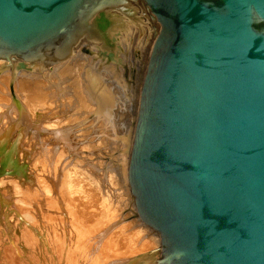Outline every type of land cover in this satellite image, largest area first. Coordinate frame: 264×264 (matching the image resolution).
<instances>
[{"label": "water", "instance_id": "95a60500", "mask_svg": "<svg viewBox=\"0 0 264 264\" xmlns=\"http://www.w3.org/2000/svg\"><path fill=\"white\" fill-rule=\"evenodd\" d=\"M139 4L153 42L127 164L159 238L133 264H264V0H0V61L51 69ZM100 13L110 21L100 30Z\"/></svg>", "mask_w": 264, "mask_h": 264}, {"label": "bare ground", "instance_id": "6f19581e", "mask_svg": "<svg viewBox=\"0 0 264 264\" xmlns=\"http://www.w3.org/2000/svg\"><path fill=\"white\" fill-rule=\"evenodd\" d=\"M128 9H131L130 11H136V8L131 6V4ZM112 14L114 25L109 35L115 40L117 46L112 50L113 52L109 55L110 57L102 54L99 49L102 48L100 43L91 39L82 42L70 59L53 67L54 71H56V75H59L60 79L58 77V81L56 80L57 78L55 79L57 83L56 81L55 83L51 81L55 84V90H51L52 87L50 84L49 87L51 88L49 89L51 93H54L50 94L48 97L52 98V96L55 95L59 100L61 99V102H58L61 106L59 107L57 104L58 109L56 111H52L51 108L53 105H51L50 100L44 102V94H46V91L43 93V88L39 86L37 83L38 81L35 80L36 75L29 74L28 76L27 74V77H23L22 75V77L18 78L17 76L16 78L15 69L12 67H4L2 61H0V71L5 68L9 69L7 71L10 73V81H13L14 84L15 81L17 82L15 87L22 89V95L24 97L21 106H19L18 102L16 103V101H14L13 92H9L7 90L9 89L7 84L5 85L8 77L6 76V81L0 82V148L5 146L12 149L19 145V155L25 160L24 162L28 166L27 176L23 179L24 181L21 182L24 190L21 191L22 195L20 199L23 203L32 206L31 209L24 210L25 212L22 211L19 205L17 206V204H14V199H11L12 194L3 191L5 194L4 199L11 201V205L8 209H12L14 214L24 212L22 214V218H24L22 219L24 230H28L30 237L29 238L27 232L24 231L22 238L16 237L18 240L14 238V241L3 244L4 255L9 256L11 259L12 256L9 254L12 251L14 253L12 260H7V258H4L6 260H0L5 264H116L122 256L121 253L124 248L131 247L134 249H142L150 247L153 244L155 245L158 242V236L139 220L135 210L131 212V216L128 214L129 216L127 218L129 221L127 225H121L117 230L109 234L111 228L116 226L118 222L110 226L107 225L105 229L102 227V224L106 223L107 217L113 215L115 211L114 205L111 206L113 204L111 201L113 197L104 189H107L108 185L115 188L124 200L126 198H132L130 196L127 175L116 176L112 171L106 172L104 175L102 173L101 180L103 181H101V183H105V186L96 182L97 180L95 181L96 178L94 177H96V175L94 177H92L93 175L90 176L92 178L88 175L86 177L84 174L85 171L83 172L85 177L83 176L82 178L79 176L82 174V170L78 168L81 167V163L78 164L80 161H75V158H72L71 155L67 156L65 152L66 148L61 145L62 143L69 148L72 144L76 146L75 144H77L79 140H82L83 137L80 132L83 131V128L80 132L78 131L79 133L75 129H78L76 128L78 122L80 124L82 123L80 119L77 121L78 117L80 118L82 115L84 116V114H87L88 118L90 117L91 120H89L92 124L94 122L96 124L94 128L95 131L92 132L89 130L94 133L93 135L96 140H100L101 137H103V140L109 137H117L116 135H118V133L116 132L118 130L116 131L115 128H118L119 122L122 124V120L115 123L117 112L114 107L116 105L115 100L118 97L115 99L117 93L114 96V89L115 86H117L121 88H119L121 91L122 87L127 84L125 79L126 73L131 76V71H129L130 65L127 63V53L130 52V50L132 51V47L134 51L136 50L138 54L142 55L141 75L138 73L140 70L139 68L137 73L139 77L143 76L145 62L153 42L152 24H150L149 18L142 9L138 15L136 14L133 17L121 10L112 11ZM132 43L136 47H134ZM104 57H106V59ZM139 61L141 62L140 59ZM136 70L137 69H135V71ZM4 75L9 76L7 73ZM24 75L26 74L24 73ZM47 75L51 76L48 73ZM135 79L139 78L136 76L134 80ZM123 91L124 90L121 92ZM136 95L138 94L136 93ZM119 97L121 96L119 95ZM122 104L123 103H121V105ZM133 104L128 108L130 112L126 115H129L128 119H130L131 122L128 121L131 125H133L132 121L137 113L136 103L133 102ZM54 106L56 109L57 106ZM12 108L17 111L16 114L5 117L6 114L11 115ZM23 110H25V112H23ZM27 111L30 112L27 113ZM40 111L44 113L42 115L46 118V121H39V118L34 121V119H32L34 117L30 118V113L37 115V112L40 113ZM51 112H54L55 115L49 116L53 114ZM41 118L42 117H40V119ZM50 118L53 119L49 120ZM86 122L82 124H86ZM126 123H123V125ZM82 124L80 126H82ZM80 126H78L79 129ZM124 127L126 129V126L122 128ZM44 128L46 132L49 131L48 133H50L49 136H47L48 138L44 137L46 136L45 134L40 136V131L38 130H43ZM119 129H121V127ZM89 131L87 130V132L91 134ZM120 133L122 134V131H120L119 134ZM50 136H53V139ZM91 137H88L87 140H92L93 137ZM122 137H124V135H122ZM93 140L95 142V139ZM106 140H104V142ZM125 141L126 138H122V145L126 144ZM87 142H90L89 145H91L92 141ZM97 142L99 143L100 141ZM104 142L101 143V145H103ZM79 143L80 142H78V144ZM113 143L115 144V140H113ZM25 144H29L32 148L27 147L28 145ZM109 144L111 143H108V145ZM24 145L29 149H26V147L24 148ZM89 145L87 144V146H84L87 147L88 150L94 146L92 143L93 146L89 148ZM100 147L101 146H99V148ZM72 156H74V154ZM121 156L124 158L123 153L120 155L122 159ZM22 158L19 159L22 160ZM63 164L66 166L71 165L73 166L72 168H74V170H65V172H67L65 177L62 175L61 171ZM92 166L97 169L96 164ZM84 167L85 166H83V168ZM72 171L76 173L77 177L71 174ZM21 172L22 170L19 168L17 174ZM15 193L18 194L17 191ZM8 204H10V202ZM6 225L7 226L4 225L6 227L5 230L9 232L11 225ZM4 226L1 228V233ZM117 239L122 240L117 241ZM0 243L2 242L0 241ZM19 244H24L27 247V249L24 248V250L26 249L29 252L28 255H30V257L27 258L29 260L22 259L24 250L21 249L22 246L20 247ZM0 249L2 250V248ZM40 249H43L42 253H44L42 258H40L38 254H35V250L38 251ZM41 250L39 253H41ZM1 254H3V252Z\"/></svg>", "mask_w": 264, "mask_h": 264}, {"label": "rangeland", "instance_id": "374dc122", "mask_svg": "<svg viewBox=\"0 0 264 264\" xmlns=\"http://www.w3.org/2000/svg\"><path fill=\"white\" fill-rule=\"evenodd\" d=\"M131 6H133L134 8H136V11L138 12L137 13V15L139 14V12L141 11V9L142 8H140V5L139 4H131ZM151 29V28H150ZM105 40H106V43L107 44H109L113 49L117 46L116 45V43H115V40L111 37V35H110V37L108 38L107 36H105ZM133 44V43H132ZM133 46H134V44H133ZM134 47H136V46H134ZM100 49V52L102 53V54H105V55H108V57H110L109 55H111L112 54V50L111 51H108V50H106L105 48H99ZM134 48L132 47V51L130 50V52H128L127 54H128V57H127V63L130 65V69H129V71H131V76H129L126 72V86H123L122 87V90H124L123 92H121L120 91V87H117V86H115V89H114V91H115V93H114V96L116 95V93H117V95H116V97H115V101H116V105H115V107H114V109H116V112H117V116H115V119H116V117H117V119H116V121H115V123H118L119 121H121L122 120V124H120V122H119V125H118V128H115L116 129V133H118V135H116L117 137H109V138H106V139H104V140H106L105 142H104V140H103V137H101L100 138V140H96V138L94 137V133H92L93 131H95L94 130V128L96 127V124H95V122L92 124V122H90V117L88 118V115L87 114H84V116L82 115L80 118L78 117V119H77V121H79V119L81 120L80 122H82V123H85L86 121V124H82V126H80L81 124L78 122L77 124H76V128H78L79 129V127L78 126H80V129L78 130V129H75V130H77V132L79 131H81V129L83 128V131H81L80 133H82V140H77L78 142H80V143H84L83 145L82 144H78V142H77V144H75L76 146H74L73 144L70 146L71 147V149H70V147L68 148L66 145H64V144H62L61 143V145L62 146H64V148H66L65 149V152H66V154H67V156L69 155H71V157L72 158H75V161H80V162H78V164L79 163H81L80 165H81V167H78V168H80L81 170H82V174H83V172L85 171V176L87 177V175L90 177V176H92V177H94L95 175H96V177H94V178H96L95 179V181L96 182H99L100 184H102V185H106L105 183H101V181H103V180H101V178H102V173H103V175L104 174H106V172H110V171H112L113 172V174L114 175H121V176H126L127 174H126V172H127V164H128V157H129V150L128 149H130V144H131V139H132V134H133V128H134V124H135V118H136V115L134 116L135 118L133 119V121H132V123H133V125H131L130 124V119H128V116H126L130 111H129V107H131L132 106V104H133V102L134 103H136V108L138 109V100H139V93H140V86H141V81H142V76H138L139 74L141 75V72L140 71H142V55L141 54H138L137 53V51L135 50H133ZM84 52H87V51H84ZM107 52V53H106ZM136 52V53H135ZM105 59H106V57H104ZM129 58V59H128ZM132 58V59H131ZM70 59V58H69ZM139 59L141 60V62L139 61ZM131 60V61H130ZM138 60V61H137ZM133 61V62H132ZM95 62V61H94ZM138 62V63H137ZM136 63V64H135ZM135 65H137V66H135ZM139 65V66H138ZM138 68L140 69L139 70V72H138ZM15 69V77L17 78V76H18V78H20V77H22V75H23V77H27V74H28V76H29V74H33V75H36V77H35V80H37L38 82V84H39V86H41L42 88H43V93L46 91V94H44V102H46V101H48V100H50V102H51V105H53V107L51 108L52 109V111H56L57 109H58V105H59V107L61 106V104H58V102L60 101L61 102V99L59 100L58 98H57V96H55V95H53L52 96V98H49L48 96H50V94H53V93H51V91H50V89L49 88H51V90H55V81L57 80H59L60 78H59V75L57 76L56 75V71H54V68H53V66H52V68L51 69H47L46 68V70L44 69V70H42V72L40 71V72H38V71H34V72H27L26 70L24 71V68L23 67H21V65H18L17 67H15L14 68ZM135 69H137L136 71H135ZM7 70H9L8 68H5V69H3V70H1L0 71V82H4V81H6L5 79L7 78L8 80V82L6 81L5 82V85L7 84V87L9 88V89H7L9 92H13V97H14V101H16V103L18 102V104H19V106H21V103H22V101L24 100V97H23V95H22V89H18V88H16L15 87V84L17 83L16 81H15V84L13 83V81H10V73H8V71ZM56 70V69H55ZM54 73H52V72ZM44 72V73H43ZM139 74H138V73ZM9 74V76L8 75H4V74ZM22 73V74H21ZM24 73L26 74V75H24ZM47 73L48 74H50L51 76H49V75H47ZM137 73V74H136ZM17 74V75H16ZM19 74V75H18ZM45 75V76H44ZM128 75V76H127ZM4 76H5V78H4ZM7 76V77H6ZM56 76V77H55ZM137 76V78H139V79H135L134 80V78ZM38 77V78H37ZM59 79H58V78ZM129 77V78H128ZM4 78V79H3ZM57 78V79H56ZM56 79V80H55ZM54 82V83H52V82ZM57 81H56V83H57ZM134 81H136V82H134ZM49 82V83H48ZM135 83V84H134ZM140 83V84H139ZM47 84H48V86H47ZM51 84V85H50ZM49 85L51 86V87H49ZM135 85H136V87H135ZM139 87H138V86ZM131 86V87H130ZM40 87V88H41ZM46 87V88H45ZM48 87V88H47ZM63 87V86H62ZM54 88V89H53ZM120 88V89H119ZM135 88V89H134ZM127 90V91H126ZM136 90V91H135ZM139 90V91H138ZM135 91V92H134ZM134 92V93H133ZM120 93V94H119ZM136 93L138 94V95H136ZM49 94V95H48ZM123 94V95H122ZM119 95L121 96V97H119ZM134 95V96H133ZM136 95V96H135ZM132 96H133V98H132ZM54 97V98H53ZM122 98H124V99H122ZM126 98V99H125ZM137 98V99H136ZM121 99V100H120ZM127 99H128V101H127ZM18 100V101H17ZM56 101V102H55ZM121 101V102H120ZM133 101V102H132ZM125 102V103H124ZM121 103H123L122 105H121ZM131 105H130V104ZM58 104V105H57ZM49 105H50V103H49ZM54 105H56L57 106V108L55 109V106ZM126 105H127V107H126ZM134 105V104H133ZM119 106V107H118ZM121 106H122V108H121ZM126 107V108H125ZM125 108V109H124ZM122 109V110H121ZM127 109V110H126ZM12 111H11V115H8V114H6V116L5 117H10V116H13L14 114H16V110L15 109H11ZM23 112H25V110H23ZM28 112H30V111H27V113ZM124 112H126V113H124ZM41 113V114H40ZM40 113L39 112H37V115L36 114H32V113H30L31 115H30V118H32V117H34V118H32V119H34V121L35 120H37V118H39V121H46L45 119L46 118H44L43 117V115L42 114H44V113H42L41 111H40ZM51 113H53L52 115H49V116H53V115H55V113L54 112H51ZM40 114V115H39ZM57 115V114H56ZM125 115V116H124ZM40 117H42L41 119H40ZM55 117V116H54ZM119 117V118H118ZM126 117H127V119H126ZM122 118V119H121ZM51 119H53V118H50L49 120H51ZM87 119V120H86ZM90 119V120H89ZM128 122H127V121ZM43 121V122H44ZM127 123H126V122ZM123 123H126V124H124L123 125ZM80 124V125H79ZM98 124V123H97ZM130 126H129V125ZM90 125V126H89ZM93 125V126H92ZM95 125V126H94ZM121 125V126H120ZM88 126V127H87ZM121 127V129H119L120 127ZM123 126H126V129H125V127L124 128H122ZM132 126V127H131ZM116 127H117V125H116ZM89 128H91V129H89ZM44 130H45V128L42 130V129H39L38 131H40L39 133H40V136L42 135H46V136H44V137H47V136H49V134L50 133H48L49 131H47L46 132V130H45V132H44ZM87 130L89 131H92V132H90L91 134H89L88 132H87ZM86 131V132H85ZM120 131H122V134L120 133L119 134V132ZM78 132V133H79ZM84 132V133H83ZM123 132H125V133H123ZM88 133V134H87ZM19 134V133H18ZM48 134V135H47ZM87 134V135H86ZM90 135V136H89ZM91 135H92V137H93V139H95V142H94V140L92 139H89V140H87V138L89 137H91ZM102 135H105V134H102ZM122 135H124V137L126 138V144L125 145H122V138H124V137H122ZM85 136H87V137H85ZM43 137V138H44ZM52 139H53V136H50ZM91 137V138H92ZM48 138V137H47ZM50 138V139H51ZM81 139V138H80ZM112 139V140H111ZM85 140H87V141H92L91 142V145H89V143L90 142H87V141H85ZM112 141V142H109V141ZM113 140H115V144L113 143ZM118 140V141H117ZM69 141V140H68ZM84 141V142H83ZM97 141H100L99 143L97 142ZM117 141V142H116ZM104 142V144L103 145H101V143H103ZM118 142H120V143H118ZM92 143H93V145L96 147V145H97V143H98V145L99 146H101L100 148H99V146L97 145V147L95 148L93 145H92ZM96 145H95V144ZM108 143H111V144H109L108 145ZM113 143V144H112ZM87 144L89 145L88 147L90 148L91 146H93V148H91V149H89L88 150V148L87 147H85V146H87ZM106 144V145H105ZM117 144H119V145H117ZM25 145H28L27 147H31V146H29V144H25ZM24 145V148L26 147ZM85 145V146H84ZM81 146V147H80ZM26 147V149H29V148H27ZM74 147V148H73ZM106 147V148H105ZM32 148V147H31ZM30 148V149H31ZM72 148H73V150H72ZM80 148V149H79ZM85 148V149H84ZM1 149V158H0V233H1V228H3L2 226H7L6 224H8V225H11V229H10V231L9 232H7L6 230H5V226H4V229H2V233H1V235H0V238H1V242L2 243H0L1 245H0V248H2V250L0 249V254L3 252V254H1V256H0V260H6V259H4V258H7V260H9L10 258H9V256H6V255H4V243H6V242H9V241H14V238L16 239V240H18L17 238H22V236H23V234H24V231L25 232H27V234H28V237H29V233H28V230H24V223H23V221H22V219H24V218H22V214L25 212L24 210H29V209H31L32 208V206H30V204L28 205L27 203H23V201L20 199L21 197V195H22V193H21V191L22 190H24L23 189V187H22V184H21V182H23L24 180V178H26V176H27V171H28V166H27V164L24 162L25 160H23V158L19 155L20 154V147H19V145H17L15 148H9V147H2V148H0ZM75 149H77V150H75ZM99 149V150H98ZM106 149V150H105ZM22 150H24V149H22ZM102 150V151H101ZM108 150V151H107ZM97 152V153H96ZM22 153V152H21ZM76 153V154H75ZM121 153H123L124 154V158H123V156H121L122 157V159L120 158V155H121ZM74 154V156H72ZM118 154V155H117ZM20 157H19V156ZM22 155V154H21ZM118 156H119V158H118ZM127 156V157H126ZM22 158V160H20V159ZM25 159V158H24ZM118 159H119V161H118ZM4 160V161H3ZM91 161V162H90ZM88 162H89V164H91V165H89L88 164ZM93 164H96V167H97V169H95V168H93ZM83 166H85L84 168H83ZM92 166V167H91ZM73 166H71V165H69V166H66L65 164H63V167H62V169H61V171H62V175L65 177L66 175H67V172H65V170L66 171H69V170H74V168H72ZM77 167V166H76ZM19 168H21V170H22V172L20 173V174H17L18 173V171H19ZM79 170V169H78ZM77 171V170H76ZM74 171H72V173L71 174H73V176L74 177H77V175H76V173H73ZM92 173V174H91ZM98 173V174H97ZM75 174V175H74ZM79 174V173H78ZM79 175L80 177H82L83 178V176H84V174L83 175ZM72 176V177H73ZM84 176V177H85ZM92 177H90V178H92ZM126 178V177H125ZM83 180V179H82ZM100 180V181H99ZM105 188V187H104ZM13 190H14V196H13ZM104 190H106L113 198H112V205L111 206H113L114 205V208H115V211L113 212V215H111V216H108L107 217V221H106V223L105 224H102V227L105 229L106 227H107V225H111V224H113V223H117L116 224V226H114L113 228H111V230H110V232H109V234H111L112 232H114L115 230H117L118 228H119V226H121V225H127V223H128V221H129V219L127 218L129 215L131 216V212H133V210H135V208H134V204H133V200H132V198H130V199H123L122 197H121V195L119 194V192L115 189V188H113V187H111V186H108L107 185V189L105 188ZM5 191H7V192H9V193H11L12 194V200L14 201V204H17V206L19 205V207L22 209V211H24V212H22V213H19V214H14V212L12 211V209H8L9 208V206L11 205V201H9L8 199H4V192ZM18 192V194L17 193H15V192ZM1 192H3V193H1ZM7 192H5V193H7ZM131 196V195H130ZM3 197V198H2ZM121 197V198H120ZM132 197V196H131ZM20 199V200H19ZM5 201V202H4ZM128 201V202H127ZM10 202V204H8ZM6 203V204H5ZM8 205V206H7ZM129 214V215H128ZM122 217V218H121ZM127 218V219H126ZM3 220V221H2ZM4 224H2V223ZM7 222V223H6ZM109 226H108V228H109ZM5 231V232H4ZM129 231H130V229H129ZM152 231V230H151ZM153 232V231H152ZM17 237V238H16ZM30 238V237H29ZM157 239H158V242H159V238L157 237ZM120 240H122V239H117V241H120ZM21 242V241H20ZM158 242L154 245H152V246H150V247H147V248H142V249H134V248H131V247H126V248H124L123 249V251H122V253H121V257H120V259H119V261H117L116 262V264H133L132 262H133V260H136V258H138V257H140V256H142V255H144V254H147V253H149L150 252V250H152V249H154V248H156L157 246H158ZM20 245V244H19ZM22 246V248L21 249H23L24 250V248H26L27 249V247L24 245V244H22V245H20V247ZM22 250L23 252H24V254L22 253V259H25V260H29V259H27V258H29L30 257V255H28V251L27 250ZM41 250V249H40ZM40 250H35V254H38L39 255V257L40 258H42L44 255V253H42L43 252V249L41 250V253H39L40 252ZM12 251V250H11ZM27 251V252H26ZM12 254V255H11ZM10 256H12L13 257V255H14V253H13V251L9 254ZM37 255V256H38ZM5 256V257H4ZM11 257V259L10 260H12L13 258ZM0 264H5V263H3L2 261H0Z\"/></svg>", "mask_w": 264, "mask_h": 264}, {"label": "flooded vegetation", "instance_id": "af4514ba", "mask_svg": "<svg viewBox=\"0 0 264 264\" xmlns=\"http://www.w3.org/2000/svg\"><path fill=\"white\" fill-rule=\"evenodd\" d=\"M131 9H127V11H125L126 13H128L130 16H135L138 12L137 11H130ZM143 11V8H142ZM143 15V13H142ZM110 24V21L104 16L103 13H100L99 17L97 18V26L100 30L104 31Z\"/></svg>", "mask_w": 264, "mask_h": 264}]
</instances>
